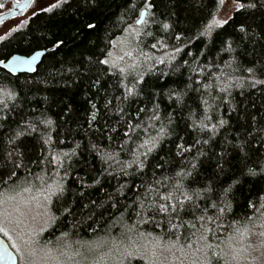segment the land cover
<instances>
[{"label":"trees","instance_id":"obj_1","mask_svg":"<svg viewBox=\"0 0 264 264\" xmlns=\"http://www.w3.org/2000/svg\"><path fill=\"white\" fill-rule=\"evenodd\" d=\"M144 2L68 0L59 7L46 5L0 40L3 62L54 49L32 75L13 76L0 68V199L18 191L43 193L50 208L39 246L57 243V251L66 247L71 252L93 247L87 256L94 264H175L172 256L179 264H204L206 243L212 245V264H230L234 241L264 230V174H248L249 168H264V84L253 87L245 71L254 66L255 78L264 80V9L236 11L228 24L204 35L221 10L215 0H151L154 7L138 25ZM162 23L170 27L164 29ZM241 25L249 35L239 31ZM133 27L139 36L130 34ZM125 38L135 67L129 64L120 73L121 67L111 66L110 54L115 42ZM225 41L232 42V51ZM105 59L109 64L100 63ZM132 83L143 95L125 100L123 85ZM171 91L183 93V103L170 100ZM107 101L111 104L105 107ZM92 104L99 110L95 121ZM154 107L160 120L152 119ZM40 113L54 122L43 140L38 130L8 143L25 120L34 122ZM161 122L171 134L148 155L143 171L128 168L125 175L121 165L106 162L107 154L117 153L119 161L130 163L133 153L146 150L140 145L157 135ZM201 122L208 129L201 130ZM189 161L198 164L186 185L198 191L211 185L217 192L233 186L232 207L221 226L210 225L207 241L200 239L199 217L211 201H197L200 210L172 218L176 228L162 213L137 214L141 200L147 204L156 197L149 188L166 194L171 181L165 178L187 170ZM157 180L163 184H155ZM57 184L64 190L52 194ZM214 213L209 208L206 215ZM127 252L134 255L126 258Z\"/></svg>","mask_w":264,"mask_h":264},{"label":"snow or ice","instance_id":"obj_2","mask_svg":"<svg viewBox=\"0 0 264 264\" xmlns=\"http://www.w3.org/2000/svg\"><path fill=\"white\" fill-rule=\"evenodd\" d=\"M67 2H68V0H57V3L55 5H53L52 7H59V6L63 5L64 3H67ZM215 3L217 6H220L224 3V0H215ZM233 3L235 4L237 11H239L241 9H245V8L252 9V10H255L258 8L264 9V0H246V2H244V3H240L239 0H233ZM132 7L136 8V5L133 4ZM153 7H154V5L151 3V0H145V2H144V11L145 12L149 11ZM46 10H50V9H46ZM143 14L144 13L142 12L141 15H143ZM228 22H229L228 18H222L221 19V18H217L214 16L212 18V20L206 25L205 31L203 34L204 35H211L214 28L223 27L224 25L228 24ZM88 27L93 28V27H95V25L90 24V25H88ZM162 27L164 29H168L170 27V25L168 23H162ZM239 31L241 33H244L246 36L249 35V30L243 25L240 26ZM130 34H135L136 36H139L140 31L133 27L132 29H130ZM148 34L150 35L151 33H148ZM261 35H264V32H262ZM0 39H2V37H0ZM61 43H62V41H61ZM225 44H226L227 50H229V51L233 50L231 41H225ZM152 47L155 48L156 45L153 44ZM176 51L179 52L180 49H176ZM126 55H131V53H126ZM121 59H123V58L121 57ZM170 59H174V57H170ZM100 63L107 65V64H109V60H107V59L101 60ZM161 63H163V61H161ZM183 63L186 64L187 61H184ZM111 66L116 67L115 63H113ZM129 67L134 68L135 65H129ZM245 71L252 77L251 83H252L253 87L256 84H264V80L255 78L254 66L246 68ZM119 72L124 73L125 69L119 68ZM139 82L142 83L143 81H139ZM123 87H124V91H125V94H124L125 100H127L129 98H133V97L143 95V90L137 88L136 83H132L131 85L124 84ZM222 91H227V88L222 89ZM0 92H2V90H0ZM6 95L9 98H14V94L11 92H7ZM152 95L158 96L159 94L153 93ZM173 97H175L176 102L178 104L183 103V93L171 91L169 93V99L171 100ZM0 102H2V101H0ZM207 103H208V101L205 100L204 104H207ZM109 104H111V101H107L105 104V107H107V105H109ZM92 109H94V111L91 113V120L95 121L97 119V113L99 110L97 109V106L95 104H92ZM120 111L122 112L123 109H120ZM140 111H143V109H140ZM152 112H153L152 119L160 120L159 115H157V113H156L155 107L152 109ZM41 117H44V118H41ZM2 119H4V118L0 117V120H2ZM171 123H172V120H171V118H169V124H171ZM224 123H225V121H223V120L219 121L220 126H223ZM23 125H24L23 127H21L19 130H17L15 132V135L13 137L9 138V140H8L9 144L13 143L18 138H21L25 135H30L31 133L37 132L38 130L40 131V136H41V139L43 140L45 135H47L48 131H50L53 128L54 122L52 119L44 116V113H40V115L35 118L34 122L32 120H25L23 122ZM38 125H43L44 128L38 129ZM190 126L193 127L194 130L197 127L195 122H193V124ZM2 127H3V124H0V128H2ZM198 127L201 130H203V129H208L209 126H208V124L201 122L198 125ZM112 130L115 131V128L113 127ZM211 130L215 131L216 125H212ZM170 134L171 133L169 132L168 127L166 125H164L163 122H161V126L159 128V131L157 132V135L155 137L151 138L150 140L145 141L143 144L140 145V147L145 148L146 150L143 153H140L139 155H137L136 153H133V156L135 158L130 163H123V162L119 161L117 158V156H118L117 153L107 154L106 162L108 160H111V161H113V163L121 165V171L124 172L125 175L128 174L127 173L128 168L135 167V169L143 171V169L147 166L146 165V158L148 157V155L157 149L160 141L165 136H170ZM125 135L126 136L129 135V133H125ZM49 139H50V137H49ZM108 139L111 140L112 137H108ZM44 143H48V140H44ZM197 143H199V141H197ZM203 143L208 144L209 141L207 139H205L203 141ZM18 147H19V145H17V148ZM119 147L121 150H123L124 146H123V144H121ZM178 147L180 149H182L183 151H190V148H185L184 145H179ZM14 151H15V149H14ZM11 154L12 153L9 152L10 156H11ZM73 154H75V153H73ZM20 155H22V153H20ZM68 155H69L68 153H64L65 157H67ZM198 155H203V153H198ZM141 157H143V158H141ZM53 160H56L58 163L60 162L59 157H53ZM187 164H188L187 170L181 169L180 171H177L174 176L165 178L166 180L171 181V183L169 185H165V187L169 189L166 194L161 195L157 189H153L150 187L149 191H155L156 197L154 199L148 201L147 204H145L144 200H141L139 203L140 211H138L137 214L141 215L142 212H145V211H150L154 215H158V214L162 213V214H164V216L166 218H169V224H171L173 228H176L179 225L174 224L172 218L179 220V219H181L180 213L194 214L195 211L200 210L199 204L197 203V201H201V200L211 201L210 204H206L205 208L203 210H201L202 214L199 217V220L202 222L201 228L203 229V232L201 233L200 239L207 241L208 236L206 234L210 233L212 231V228L210 227V225L216 224L217 226H221V224H220L221 220L225 217V214L228 211H230V209L232 207L231 197L233 195V193H232V187L233 186H230L229 188H223L221 191L217 192L216 189H214L211 185H206L204 187V189H201L198 191L195 188H192L190 185H186L184 183L186 178L192 176V174H193L192 170L197 169L198 162L189 161V162H187ZM159 166H160L159 164L156 165V167H159ZM219 167L222 168V166H219ZM248 174L252 175V176L264 174V168H261L260 172H257L255 169L249 168ZM154 183L157 185H160V184H163V181L157 180ZM237 183H239V181H237ZM63 190H64L63 185L57 184L56 190L52 194L63 192ZM213 193H215V198H213ZM45 198L47 199V197H45ZM144 199L146 200L147 197L145 196ZM250 206L255 207V205H251V204H250ZM261 207L264 208V204H261ZM209 208L215 209L214 215H211V216L206 215ZM204 221H206V223H203ZM191 226L195 227V225H191ZM261 227H264V224H262ZM0 231H3V230L0 229ZM237 231H239V229H237ZM4 234L7 235L6 232ZM262 235H264V233H262ZM205 248H206V251L204 253V255H205L204 264H212V256L209 255V253H211V251H212V245L206 243ZM29 255H31V253H29ZM133 255H134V253H132V252L125 253L126 258L132 257Z\"/></svg>","mask_w":264,"mask_h":264},{"label":"rangeland","instance_id":"obj_3","mask_svg":"<svg viewBox=\"0 0 264 264\" xmlns=\"http://www.w3.org/2000/svg\"><path fill=\"white\" fill-rule=\"evenodd\" d=\"M13 1L0 0V16L10 10ZM56 3L57 0H36L24 16L0 26V37H2L0 40L25 24L29 17L42 7L53 6ZM236 11L233 0H224L217 18H228L229 20ZM127 42V38L117 40L110 54L112 63L121 68L129 65L133 59L131 55H126V53L132 54ZM18 192L0 199V229L3 230L0 233L18 255L22 264H94L87 256L92 253L93 247L85 252L82 249L71 252L66 247H60L57 251V243L55 246L49 245L46 249L40 247L38 239L47 228L49 221L47 213L50 208L49 200L45 201L44 194L40 192L37 193L38 195L27 191V193L19 194ZM5 232L7 235L4 234ZM262 233L264 230L257 229L237 238L228 251L231 255L230 264H264V235ZM78 253H81L83 258H75ZM171 259L175 264H179L180 259L177 256H172Z\"/></svg>","mask_w":264,"mask_h":264},{"label":"water","instance_id":"obj_4","mask_svg":"<svg viewBox=\"0 0 264 264\" xmlns=\"http://www.w3.org/2000/svg\"><path fill=\"white\" fill-rule=\"evenodd\" d=\"M36 0H16L12 3L10 10L0 16V26L14 19L24 16ZM137 24L142 25L147 12H143ZM51 50H39L29 56L15 55L8 61H0V68L13 76L20 74L32 75L41 64L44 56ZM0 264H19V257L11 248L9 243L0 235Z\"/></svg>","mask_w":264,"mask_h":264}]
</instances>
